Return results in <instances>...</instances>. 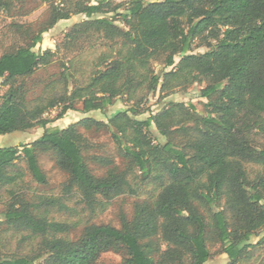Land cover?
I'll use <instances>...</instances> for the list:
<instances>
[{
    "label": "trees",
    "instance_id": "obj_1",
    "mask_svg": "<svg viewBox=\"0 0 264 264\" xmlns=\"http://www.w3.org/2000/svg\"><path fill=\"white\" fill-rule=\"evenodd\" d=\"M9 4L0 0V8ZM75 14L87 19L65 35L66 49L79 48L81 40L93 37L121 48L86 85L69 91L71 74L64 72V94L40 96L32 103L27 79L56 54L34 48L43 32ZM195 41L208 49L195 53ZM155 60H163L167 70L155 73ZM0 79V136L44 128L30 143L0 147V186L23 178L16 170L21 159L33 178L45 183L37 153L51 151L69 176L67 190L77 189L89 206L100 197L131 191L128 173L102 157L97 160L108 172L95 175L83 154L79 125L49 123L76 109L78 102L90 112L104 111L118 96L131 100L139 85L163 92L205 82L200 95L207 99L206 113L193 104L171 102L146 120L133 116L134 106L108 121L87 118V128L111 132L143 176L159 170L160 193L156 199L137 201L132 219L123 215L121 227L92 223L78 240L57 236L69 224L36 217L31 204H10L2 213L6 222L42 235L43 255L5 257L0 264H35L36 259L42 260L39 264H98L110 250L124 252L119 264H205L212 258L210 241L221 244L227 264H238L250 248L264 243V236L250 242L264 229V146L257 140L264 135V0H128L114 6L105 0H79L71 9L53 8L48 25L30 44L0 55ZM58 106L53 120L45 118ZM153 125L167 142H153ZM175 131L185 138L180 144ZM249 165L261 168L254 177Z\"/></svg>",
    "mask_w": 264,
    "mask_h": 264
},
{
    "label": "rangeland",
    "instance_id": "obj_2",
    "mask_svg": "<svg viewBox=\"0 0 264 264\" xmlns=\"http://www.w3.org/2000/svg\"><path fill=\"white\" fill-rule=\"evenodd\" d=\"M77 1L79 0H9L8 8H0V55L30 44L33 37L48 25L53 8L71 9ZM83 1L96 3L98 0ZM126 1L128 0H105L113 6ZM86 19L85 14H75L69 19L59 20L53 27L43 32L42 41L36 45L34 50L42 53L51 49L56 54L52 57L50 64L39 67L34 75L27 79L29 101L33 103L40 96L64 94L66 92V83L62 79L64 72L71 74L68 80L69 91L77 86L86 85L96 69L105 66L108 60L116 56L121 46L113 47L98 37H93L89 41L81 40L79 48L73 47L72 50L65 48V35L76 24ZM117 20V24L124 25L119 17ZM193 48L195 53L205 52L208 49L199 41H195ZM178 61L179 57H176V62ZM151 68L155 73L167 70L163 60L152 61ZM66 69L68 71H65ZM1 81L0 79V83ZM50 84L53 85L49 87ZM205 86V82H196L161 92L159 89L149 91L144 85H139L131 100L127 96H118L104 111L90 112H84L82 103L78 102L76 109L69 110L62 118L49 123L48 127L60 128L78 124V129L84 136L83 154L91 171L99 177L105 176L109 167L97 158H110L116 169L128 173L132 190L112 199L100 197L93 206H89L77 189L67 190L66 184L69 176L58 166L57 157L53 152L40 151L37 153L39 165L46 176L45 183L35 180L27 163L22 159L19 160L16 170L23 172V178L15 184L0 186V259L5 257L36 258L43 255L42 235L6 222L2 213L8 209L10 204L18 205L23 202L31 204L36 217L69 224L70 229L57 236L78 240L85 226L95 223L121 227L123 215L132 219L134 204L137 201L156 199L162 189V182L156 179V174L160 173L159 170H154L148 177L143 176L141 171L130 165L129 159L123 155L120 146L108 129L87 128L83 122L89 117L108 121V117L117 111L133 106L137 112L133 116L139 120H146L151 114L160 112L169 106L171 102H182L188 107L193 104L198 112L206 113L207 99L200 95V90ZM60 110V106L49 110L45 118L53 120ZM43 132L44 128L38 125L23 132L3 135L0 137V147L30 143L39 138ZM149 136L154 143L167 142V138L159 133L155 125L150 129ZM173 137L176 144H180L185 139L178 131L174 132ZM257 140L260 145L264 146V135H260ZM248 168L251 177H254L261 169L257 165H249ZM263 236L264 229L258 233V236H253L250 242L256 244ZM209 248L212 258L205 264H227L229 262V257L223 252L220 243L210 241ZM123 257V251L110 250L101 255L98 264H119ZM40 261L42 260L36 259L35 264H39ZM238 264H264V243L250 248Z\"/></svg>",
    "mask_w": 264,
    "mask_h": 264
},
{
    "label": "crops",
    "instance_id": "obj_3",
    "mask_svg": "<svg viewBox=\"0 0 264 264\" xmlns=\"http://www.w3.org/2000/svg\"><path fill=\"white\" fill-rule=\"evenodd\" d=\"M1 137V136H0Z\"/></svg>",
    "mask_w": 264,
    "mask_h": 264
}]
</instances>
